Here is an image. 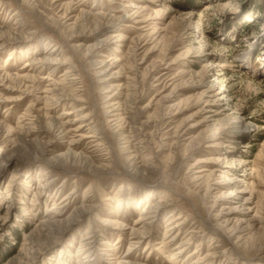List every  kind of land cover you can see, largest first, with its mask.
Masks as SVG:
<instances>
[{"label":"rangeland","instance_id":"obj_1","mask_svg":"<svg viewBox=\"0 0 264 264\" xmlns=\"http://www.w3.org/2000/svg\"><path fill=\"white\" fill-rule=\"evenodd\" d=\"M99 24L112 28L99 34ZM0 29L26 38H7L0 52V143H8L0 168V264H119L128 253L136 264H188L208 255L215 257L202 264H264V0H0ZM104 38L111 40L98 48ZM47 47L59 60L28 66ZM94 48L96 56L87 55ZM69 67L78 80L64 85L65 95L75 100L46 108L48 91ZM110 77L126 88L114 101L119 110H136L123 131L129 147L107 120L100 80ZM164 97L170 104L160 103ZM33 107L43 117L39 130L46 116L66 129L54 133L43 156L21 129L34 125ZM137 110L145 111L139 117ZM84 115L90 118L80 121ZM86 121L105 141L81 140L94 135L89 127L75 132ZM138 122L148 123V137L136 147ZM178 132L187 133L181 145ZM67 152L76 160L57 163ZM136 155L151 174L134 177L125 166ZM83 159L104 172L94 174ZM199 171L209 180L195 182ZM145 194L150 199L139 202ZM161 199L169 204L154 224L152 246L135 244L136 222ZM86 201L92 210L72 226H44L66 223ZM169 215L184 222L173 246L193 236L175 259V248L162 244ZM114 218L119 228L108 224ZM215 226L229 230L213 234ZM87 237L97 243L85 261L78 253Z\"/></svg>","mask_w":264,"mask_h":264},{"label":"bare ground","instance_id":"obj_2","mask_svg":"<svg viewBox=\"0 0 264 264\" xmlns=\"http://www.w3.org/2000/svg\"><path fill=\"white\" fill-rule=\"evenodd\" d=\"M131 7H133V5H131ZM70 8H72L71 4L67 8L68 9L67 13L70 11ZM135 14L136 15L139 14V11H137ZM17 16H18V14H14V18H16ZM86 16L88 17L89 15H86ZM117 20L120 21L119 19H117ZM101 25L102 24H99L98 28L96 29V31L99 30V34L107 32L106 31L107 29H111L112 28V24H111V26H109L107 28L106 27L104 28V25H103V27ZM62 26H63L62 28L64 30H68V28H69L67 26L66 22L62 23ZM77 27L78 26L75 23V25L73 27L74 33H75ZM17 30L18 31H22L21 27H19ZM18 31L15 30V32H13V31L9 32V31H7V29H5V30L0 29V52H2L4 50V48L7 46V44H8L7 38H9L8 40H10V42H13V43L14 42H23V39L24 40L26 39L23 35L18 34ZM109 40H111V39L110 38H104V39L100 40L99 44L97 45L98 48H101L100 46H105L106 44H108ZM79 47H82V46H79ZM96 52H97V50H95V48L94 49H89L87 55L96 56V54H97ZM57 53H58L57 50H55V49L51 50V48L47 47L46 48V55L44 56V58L43 59H36V60L33 61V63L28 64V66H34L36 64L44 65V64H48V63L49 64H55L56 61L59 60L58 56H57L58 55ZM114 64L115 63H112L111 67ZM95 65H99L100 67H103L104 66V61H101L99 63L94 62V66ZM100 71L98 72V75H99V73L100 74L104 73V72L101 73ZM75 72L76 71H74V69L72 67H69L67 69L66 74L62 78V83L59 82L60 85H59V83H55L56 89L48 91V95L45 97L46 108L54 106L55 104H60L62 99L63 100H69L68 98H72V97H68L70 95H67V94L65 95V93H66L65 92V87L67 86L68 89L75 87V84H77V80H78V77L75 74ZM113 78L114 77L106 78L105 80H100V82L103 84V89L102 90L105 93V98H107V101H109L108 104H110V105H108V106H110L109 108L111 109V110H108V109L106 110L108 123L112 126V128H114V133H116L119 137H123V131H125L124 126L126 124L129 125L130 123H133L135 121V118L131 117V115H133L134 113L136 114V110H131V109L130 110H119L121 108V106L119 105V103H115L114 101H115L116 98H118L117 96H120L122 94L123 90L126 89V88H124L123 85H116V86L113 85L112 81H111ZM64 85H66V86L64 87ZM57 86H59V87H57ZM129 89L130 88L128 87V90ZM71 100H75V99L72 98ZM161 102H163L164 104L165 103H169V99H167V97H164V99H162L160 101V103ZM133 104L136 105V102L133 103ZM150 106L151 105H148L146 109L151 108ZM178 106L175 105L173 107L174 108L175 107L178 108ZM130 108H132V106ZM32 110H34V112H32L30 114V117L35 118L34 125L33 126L30 125V126H28V128L26 127V125H23V126H21V129L22 130L25 129V131L27 130L28 135L29 134L33 135L34 139L32 140V142L35 144V147L37 148L36 149L38 151L37 154L40 155V156H43L46 151L51 149L50 147H53V145H50V143L52 142V139H53L52 136L55 135L54 133L57 131V132H60L61 134H65L66 129L64 128L65 127L64 123H61V122H58V121L55 122V119H53V118H52V122H50L51 118L46 116V118L49 119V121L47 123V128H46V130H39L37 128V124H38V121H40L41 118H43V117H41L42 115H41V112H40L39 109L37 111V109L33 107ZM83 110H85V108L81 109L79 111H83ZM137 111H138V113H137L138 116L141 117L140 115H142L145 110H140V111L137 110ZM170 111H176V110H172L171 109ZM35 112H37L36 115H34ZM71 114H73V112H69L67 115L69 116ZM175 114H177V113H175ZM139 117H138V119H139ZM88 118H90V116L84 115V116H80L79 120L82 121V120L88 119ZM95 125H96V123L93 122V121H91L90 123H88V121H86L84 124L80 125V127L75 129V132H80L79 130H84L86 127H89L90 129L94 130V132H93L94 135L93 136L91 135L90 137H82L81 140H87L89 138L90 139L93 138L95 140L97 139L98 141H102V142L105 141L104 137L101 136L102 133H98L99 130H97ZM138 126H139L138 127V133H136V135L134 134V136H133L134 141L135 142L137 141L136 142L137 144H135L136 147H137V145H140V142L144 141V139H142V137H144V138L146 137V139L148 137V135H143L142 134L144 132V130L147 129L146 127L148 126V123L147 122H141V123H139ZM184 133L185 134H182V132L181 133L180 132L177 133V142H176L177 145H181L182 144L181 143L182 142L181 139L187 134L186 132H184ZM193 140H195V139H193ZM121 141H122V144L125 145V146H127V144L131 143L130 140L127 139V137H123L121 139ZM77 143H79V142L78 141H73L71 146L75 145ZM7 144H8L7 142H1L0 143V168H1V161H2L3 156H4V151L7 148ZM191 144L188 147H190ZM127 147H129V146H127ZM127 147H124V149L128 150ZM68 152H67V154L70 157H66L64 162H62L61 159H57L56 160L57 163H65L66 161H69V160L70 161H72V160L75 161L76 160V155L69 154L70 152L69 153ZM71 152H73V150ZM138 155L140 156V153ZM138 155H136L135 157H131L130 159H126L125 166L127 168H131V172H132L134 177H136V176L141 177L143 175H146L147 173L151 174V168L146 167V165H144V164L143 165L141 164L142 165L141 166L138 162H136V160L138 159ZM60 156L64 157V156H66V154H60ZM66 163H68V162H66ZM82 165L86 169H89L91 172H94V174H100L104 170L102 167H98V168L93 167L90 164V162L88 160H86V159H83ZM105 167L109 168V166H107V165ZM203 173H204V171H199L198 172L199 175H196V178H195L196 181L195 182H198V181L204 182L205 178H206V181L209 180L210 176H206V175L204 176ZM232 191H234V190H232ZM232 191H230V192H232ZM230 196H232V195H230ZM65 199H67V198H65ZM148 199H150V194H147V195L145 194L143 197H141V198L139 197L138 198L139 202L140 201L143 202V201L148 200ZM168 204H169V202L166 199H161L158 202L149 204V206L146 207L145 211L143 212L144 216L139 218V220L135 224V227H140V228H135V229L132 230V234L131 235L134 236V238H132V239L135 240V244H139V243H141L143 241H147V245H151L150 241L155 236V233L153 232L154 229H155L154 224L158 220L159 215L168 206ZM241 205H243V204H241ZM92 208H93V206L91 204H87V201H86L80 208L77 209V211L75 212L74 215L71 216V218L67 219L66 223H62L61 221H53L51 218H49L51 220H47L46 222H44V226L47 227L48 229H51V227H53V226H58L60 224H66L65 227L68 228V227L72 226L78 220V218H80L82 215L87 214L88 212H90L92 210ZM169 216L171 217V218L169 217L171 220H169V222L167 223L168 226L166 227V235H165V238L163 239V242H162V244H164L165 247H171V246L175 245L176 243H178L181 240V230H182V226L184 225V222H182V220L179 219V217H175L176 215H169ZM176 223H177V225H174ZM108 224L109 225H116V228H119L120 226H118V225H120L121 223L118 220H116V218H114V219H111ZM121 227H122V225H121ZM228 230L229 229H222V227H217V226L212 227V233L213 234H217V235L220 234L222 236H225L226 232ZM232 232L233 231H231V233ZM189 236L190 237L188 239H184L183 240V242L181 243L180 246H173L175 248V250L172 249L173 252H174L173 253V259H175L177 256H180L181 254H183L185 252L186 247L188 246L189 242H191L193 240V236H191V235H189ZM90 238L91 237H87L85 240L82 241L81 246H80V250H79V253H78V257L79 256L80 257L81 256L84 257L83 259L85 261L87 259L91 258V255H92L91 246H93V245L95 246L96 243H97V241H95V240L94 241H90V242H86V240H89ZM154 245H158V242H155ZM104 250L106 252H110L109 248L108 249H104ZM131 250H133V248H129L130 252H131ZM195 253L198 254L197 251H195ZM132 255H133L132 253H130V255L128 253L126 255V257L123 258V261H121L119 264H136V263L130 262ZM107 256H109V254ZM191 256H193V254L189 255L188 257L190 258ZM214 257L215 256L212 257L211 255H208V256H205V257H200V258L194 260L192 263H188V264H202L204 262H207V260H209L210 258H214ZM81 263L83 264V262H81ZM103 264H105V263H103ZM108 264H113V263H108ZM115 264H117V263H115ZM175 264H177V263L175 262ZM210 264H212V263H210Z\"/></svg>","mask_w":264,"mask_h":264}]
</instances>
